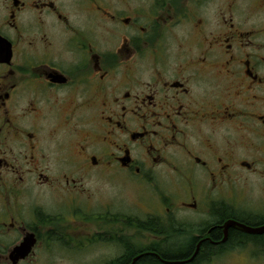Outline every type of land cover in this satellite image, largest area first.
Here are the masks:
<instances>
[{
    "label": "flooded vegetation",
    "instance_id": "obj_1",
    "mask_svg": "<svg viewBox=\"0 0 264 264\" xmlns=\"http://www.w3.org/2000/svg\"><path fill=\"white\" fill-rule=\"evenodd\" d=\"M92 173L163 213L93 211ZM239 225L264 229V0H0V264L109 240L100 264H264Z\"/></svg>",
    "mask_w": 264,
    "mask_h": 264
},
{
    "label": "rangeland",
    "instance_id": "obj_2",
    "mask_svg": "<svg viewBox=\"0 0 264 264\" xmlns=\"http://www.w3.org/2000/svg\"><path fill=\"white\" fill-rule=\"evenodd\" d=\"M85 183L90 194H92L93 211H102L104 207H107L114 214L122 212L125 216H131L132 214L139 213L141 219L146 216L147 210L154 211L157 214L163 213L162 210L158 211V209H154L158 200L163 202L162 197L157 196L150 189L142 190L141 188H137L125 176H121L118 179H111L102 174L92 173L86 179ZM82 203L83 201L79 202L77 208L80 209ZM176 215L179 217V220L188 222H192L198 218L190 213V211H179ZM109 227L121 228L119 225H111ZM122 228L124 238L129 239L131 245L132 241H135L137 245H142V243L147 242L141 235H137V239H135L136 231L130 224H123ZM114 231L110 230L109 232ZM92 232L95 231L92 230ZM42 249L44 250V248ZM120 249H117L113 242L109 240L106 244H94L90 250L86 249V251L72 252L75 254L71 256L63 253H48L45 250H38L37 254L28 260L27 264H100L105 259L113 258L119 253H122ZM205 264H241V261L225 256Z\"/></svg>",
    "mask_w": 264,
    "mask_h": 264
},
{
    "label": "water",
    "instance_id": "obj_3",
    "mask_svg": "<svg viewBox=\"0 0 264 264\" xmlns=\"http://www.w3.org/2000/svg\"><path fill=\"white\" fill-rule=\"evenodd\" d=\"M226 224H227V228L238 225L235 221H228ZM239 226L243 227V229L248 230L249 232H263L264 231V229L262 228L261 229H251V228L246 227L245 225H239ZM33 236L34 235L32 234H29L27 236L23 245L18 249V253L16 254V256H14L15 259H20V258H23L29 255V253L31 252L33 248V245L35 244V240ZM177 263H182V262H177Z\"/></svg>",
    "mask_w": 264,
    "mask_h": 264
},
{
    "label": "trees",
    "instance_id": "obj_4",
    "mask_svg": "<svg viewBox=\"0 0 264 264\" xmlns=\"http://www.w3.org/2000/svg\"><path fill=\"white\" fill-rule=\"evenodd\" d=\"M124 240H125V241H124L125 248H127V249H129V250L132 251V245L129 243L130 240H129V239H124ZM129 256H130V254H129ZM167 258H168V259H172V260H174V259H180V258H182V257H180V255H177V257L172 255V256H169V257H167ZM126 260H127V257H125L124 260H123V263H124V264L126 263ZM146 264H150V263L146 262ZM156 264H159V263L156 262Z\"/></svg>",
    "mask_w": 264,
    "mask_h": 264
}]
</instances>
